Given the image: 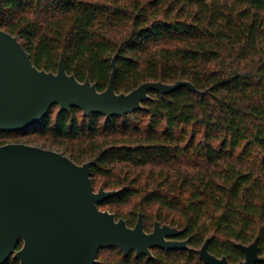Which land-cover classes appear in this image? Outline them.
Listing matches in <instances>:
<instances>
[{"label": "trees", "instance_id": "16d2710c", "mask_svg": "<svg viewBox=\"0 0 264 264\" xmlns=\"http://www.w3.org/2000/svg\"><path fill=\"white\" fill-rule=\"evenodd\" d=\"M0 28L38 68L56 72L64 56L69 74L100 91L115 54L118 93L148 81L200 90H152L120 116L56 104L32 128L0 131V145L40 142L91 161L96 190H120L101 209L131 226L141 211L147 230L171 225L192 247L152 259L105 248L97 264L200 262L208 238L212 254L234 263L240 244L258 239L264 264V0H3Z\"/></svg>", "mask_w": 264, "mask_h": 264}, {"label": "water", "instance_id": "95a60500", "mask_svg": "<svg viewBox=\"0 0 264 264\" xmlns=\"http://www.w3.org/2000/svg\"><path fill=\"white\" fill-rule=\"evenodd\" d=\"M3 0H0V21ZM117 55L108 87L100 91L90 78L80 81L66 70L61 56L56 72L38 68L14 34L0 28V131L32 128L59 104L60 111L79 107L85 115L120 116L143 108L151 91L166 94L180 86L200 91L190 81L167 84L148 81L130 92L115 90ZM91 161L75 162L62 151L24 142L0 145V264L11 257L20 264H97L102 248L119 247L125 254L152 256L151 247H187L185 241H166L180 230L156 223L144 229L140 213L135 226L101 209L99 203L120 190H96ZM199 250L209 264H233L208 249ZM22 242V246L19 244ZM245 259L236 264H256L259 242L240 244Z\"/></svg>", "mask_w": 264, "mask_h": 264}, {"label": "flooded vegetation", "instance_id": "af4514ba", "mask_svg": "<svg viewBox=\"0 0 264 264\" xmlns=\"http://www.w3.org/2000/svg\"><path fill=\"white\" fill-rule=\"evenodd\" d=\"M114 213V212H113ZM140 213H142V212H139V216H140ZM143 214V213H142ZM117 216V215H116ZM139 216H138V219H139ZM121 218H123V217H121ZM138 219H137V221H136V223L138 222ZM157 222H159V221H155V223H154V226L151 228V229H149V230H147L146 228H145V220H144V214H143V223H144V229L148 232V233H151V232H153L154 230H155V226H156V223ZM128 223V222H127ZM136 223L133 225V226H135L136 225ZM160 224H161V227L162 226H164L165 225V223H161V222H159ZM168 225V224H167ZM129 226H131V225H129ZM132 226V227H133ZM171 226V225H170ZM171 227H173V226H171ZM182 233H183V231H179L178 233H176V234H170V235H165L164 236V238L166 239V241H185V240H187V247H182V248H166V247H162V246H156V247H151L150 248V250H151V252H152V256H149L147 253H141L140 255H137V252H136V250H132V251H130L128 254H125L124 253V251H122L119 247H109V248H116V249H118V250H120V252H122V254L124 255V256H128L129 254H131V253H133V254H135V256L136 257H139V256H141V255H146L147 256V258L148 259H152V258H154V254H155V251L156 250H161V249H164V250H171V249H188V250H191L192 249V247H191V245H190V243H189V239L188 238H186V239H182L181 238V235H182ZM205 243V242H204ZM204 245V244H203ZM203 245L199 248V249H197V252H198V254H199V258L201 259V261L200 262H198V261H196V260H193V261H190L189 262V264H209V263H207L202 257H201V254H200V252H199V250L203 247ZM108 248V247H107ZM102 249H105V248H102ZM101 249V250H102ZM208 249H209V244H208ZM100 252V251H99ZM99 254V253H98ZM217 256V255H216ZM219 257V256H218ZM223 257V256H222ZM244 259H245V257H244ZM244 259H242V260H244ZM97 260H98V262H99V258H98V255H97ZM242 260H240V261H242ZM240 261H238V262H240ZM97 262V263H98ZM231 262V261H230ZM238 262H231V263H233V264H236V263H238ZM181 263H184V262H181Z\"/></svg>", "mask_w": 264, "mask_h": 264}, {"label": "rangeland", "instance_id": "374dc122", "mask_svg": "<svg viewBox=\"0 0 264 264\" xmlns=\"http://www.w3.org/2000/svg\"><path fill=\"white\" fill-rule=\"evenodd\" d=\"M33 145H39V146H41V144H40V142L39 143H37V144H33ZM46 148H49L48 146L46 147ZM52 149H55V150H58V149H56V148H52ZM67 155H69V154H67ZM100 188V187H99ZM99 188H97V190L99 189ZM104 210H106V209H104ZM122 211H128V210H130V209H121ZM110 211V210H109ZM112 212V211H111ZM141 212V211H140Z\"/></svg>", "mask_w": 264, "mask_h": 264}]
</instances>
